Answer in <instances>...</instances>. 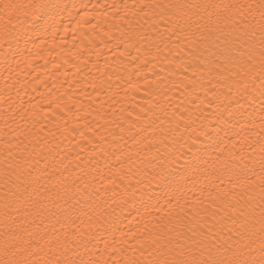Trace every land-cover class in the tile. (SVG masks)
I'll return each instance as SVG.
<instances>
[{
    "label": "bare ground",
    "instance_id": "obj_1",
    "mask_svg": "<svg viewBox=\"0 0 264 264\" xmlns=\"http://www.w3.org/2000/svg\"><path fill=\"white\" fill-rule=\"evenodd\" d=\"M0 264H264V0H0Z\"/></svg>",
    "mask_w": 264,
    "mask_h": 264
}]
</instances>
